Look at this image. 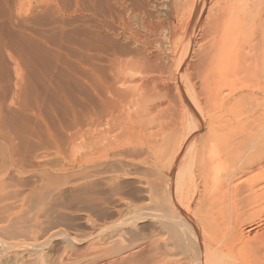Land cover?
I'll list each match as a JSON object with an SVG mask.
<instances>
[{
    "label": "bare ground",
    "instance_id": "6f19581e",
    "mask_svg": "<svg viewBox=\"0 0 264 264\" xmlns=\"http://www.w3.org/2000/svg\"><path fill=\"white\" fill-rule=\"evenodd\" d=\"M20 4V0H0V14L4 17L0 25V51L18 49L19 63L13 59L17 68V91L21 88L25 68L47 53L41 47V30L27 26ZM99 8L95 13L92 11L96 16L95 25L90 26L87 46L94 52V49H102L100 55L109 63L110 75L106 77L102 68L95 70L96 67L90 65L86 79L89 102L83 111L70 107L71 119L60 127L66 135L65 139L60 138L64 140L62 143L52 134L37 106L32 115L43 123L44 129H34L37 128L34 126L32 129L23 124L21 131H15L5 126L13 125L15 120L12 119L21 117L8 116L0 105V169L16 175L32 173L40 185L57 198L65 186L72 184L71 187L80 191L79 197L90 204L98 201L102 189L109 191L110 196H119L121 181L130 180L143 190L146 201L132 204L119 197L116 203L121 208L110 223L98 224L85 216L83 220L93 224L82 238L69 237L53 229L45 238L31 235L25 241L0 240V262L228 264L224 260L231 257L234 261L229 264H264L263 254L261 257L248 246L250 240H264V233L258 234L252 228L240 231L260 216L256 210L245 212V207L264 195V135L258 137L257 143L246 142L241 155L233 141L217 145V140L239 131L242 122L237 121L235 115L225 119L209 117L208 113L203 115L204 108L198 99L203 95L206 101L215 103L220 110L224 107L227 113L238 106L250 110L264 103V85L261 84L264 0H161L162 17L156 22L130 20L127 14L131 7L119 0H107ZM35 9L34 5L31 15H36ZM45 12L48 18L50 12ZM197 29L205 37L203 43L198 42L199 37L191 35ZM130 47L134 48L132 52ZM160 52L162 56L169 54L165 61L175 59L173 71L165 66ZM123 56L129 58L123 59ZM2 64L0 62V81L8 73ZM43 74L46 75L38 76L42 81L37 78L44 82L42 88L50 90L54 100L63 104L65 99L53 87L49 72L46 70ZM64 75L65 72L60 78H65ZM194 80L199 82L198 86ZM236 83L240 84L237 98L233 95L237 91ZM153 96L160 102L167 101V105L178 101L180 108L187 107V120L181 114L170 128L154 129L156 118L150 115L158 111L161 104L155 103ZM220 99L226 100L220 103ZM246 110L245 120L249 121L250 112ZM7 122L10 123L6 125ZM51 126L55 127L53 123ZM201 130L206 131L205 138L208 136L207 140L214 141L213 144L207 145L205 139L197 137ZM27 139L36 140L25 156L23 150L29 149ZM64 144L67 146L62 147ZM62 148L70 152L71 158L59 162ZM137 167L144 168L146 172L141 170V174L148 172L149 176L131 175L129 169ZM1 177L0 197L6 184ZM69 178L74 180L69 181ZM156 185L161 188V197L159 194L153 199L151 193ZM68 189L70 192L73 188ZM227 200L231 201L230 212L223 209ZM23 218L26 220L25 216ZM18 219L14 217L7 220L10 221L7 226L0 225V232L13 225L22 226L24 219L22 222V218ZM141 220L148 221L147 226L156 233L143 234ZM52 241L61 242L58 244L62 249L48 254L45 249ZM82 243H86L85 248L78 249ZM244 247L248 254L239 252Z\"/></svg>",
    "mask_w": 264,
    "mask_h": 264
},
{
    "label": "rangeland",
    "instance_id": "374dc122",
    "mask_svg": "<svg viewBox=\"0 0 264 264\" xmlns=\"http://www.w3.org/2000/svg\"><path fill=\"white\" fill-rule=\"evenodd\" d=\"M20 1H21L20 7L22 10L20 12L23 15L21 16L22 18L25 17L23 20L27 22V26L30 24L29 25L30 29L37 28L36 30H41L43 34V37L41 40L43 44L41 47H43V49H45L47 53L45 55L46 57H41L40 61H37L36 59H35L36 61L33 60L31 62L32 66L31 67L28 66L27 68H25L26 71L21 81V88L19 89V91H17L18 90L16 88V81H17L16 79L17 70L16 69L17 68L16 66H14V62L18 61L19 63L18 58L16 59L17 57L16 52L18 51V49L7 48V49L0 51V58H1L0 62L3 63L2 65L4 66L5 71L6 72L8 71L7 73L8 77L5 76V78L3 77L2 80L0 81V105L3 106L4 111L7 113L8 116L10 114H13V117L17 115L21 117V118L12 119V120H15L14 122L11 123L13 125L5 126V127L8 130L21 131L22 127L26 125V127L31 126L32 129L34 127H37L34 129L41 128L43 130L44 129L42 125L43 123L41 122L39 123V120L34 118V116L32 115L33 108L35 109L34 106H37L40 115L45 120V123L48 122V124L50 125L49 126L47 124L50 128V131H52V134L55 135V138L57 135L58 141L62 143L64 141L62 139H65L66 135L63 133V130L60 127H64L65 125L64 123H66V121L69 122V120L71 119L70 107L72 110L77 109L76 111L78 112L81 110L83 111L86 108L85 106L89 102L88 94H87L88 89H87L86 79L89 76L88 68L91 67L90 65H94L96 67L95 70L102 68L104 70L106 77H108L111 73V71L109 70L110 65L109 63H107L106 58L103 57V55H100L102 49L101 50L94 49L97 52V54H94L96 52L89 49L87 46V40H88L87 34L89 33V29H91L90 26H92L93 24L95 25L94 20L96 16H93L92 13L93 12L95 13L96 11H98V9H100L99 6L102 7L105 1L107 0H54V1L53 0H20ZM119 2L126 3L131 7V11L128 12L127 16L130 20L134 22L141 21L142 19L143 20L150 19L152 20V22L153 21L156 22L159 19V17L160 18L162 17L161 16L162 11L160 9L161 0H119ZM34 5L39 12L41 11L40 12L41 14L35 9L37 12L36 15L35 16L34 14H32L33 16L31 15L30 10L33 9ZM44 11L50 12V16H48V18L45 17L47 14L44 15ZM38 14H40L41 17L39 16L36 18ZM91 17L93 21L91 20ZM39 18L42 19V21L39 20V22H37L38 20L36 19H39ZM43 18L44 20L45 19L46 20L44 21ZM25 19H27L28 21H26ZM3 22H4V17L1 16L0 14V25ZM41 22H43L44 24ZM57 22H59L60 24ZM49 34H50V37L48 36ZM198 34H200L201 36ZM191 35L194 36V38L199 37V40H198L199 43L204 42L205 37L203 36L200 29H197L195 32L191 33ZM82 45L84 46V48ZM133 49H134L133 47L132 48L130 47L129 51L132 52ZM89 50H90V53H89ZM90 54L92 56L93 54L94 56L97 55V57L93 56V58L91 59ZM160 54H161V57L164 63H166L165 66L167 68L169 67L170 72L171 70L173 71L174 65L176 63L175 59H168V61H165L168 58L169 54L165 56H162L163 55L162 52H160ZM89 57L91 60L89 59ZM121 58L127 59L129 57L123 56ZM20 62L22 61L20 60ZM46 70L49 72L48 77L50 78V81L54 84L53 87H55L56 92H58L62 97H64L65 100L63 104L57 101L56 98L54 100V97H52L50 90L46 91L45 89L44 91V89L42 88L41 84H43L44 82L43 83L39 82V81H42L39 77L45 76L46 74H43V73H45ZM34 71H35V74H34ZM64 72L66 75V76L64 75L65 78H60V75L63 74ZM36 73L37 74L40 73L41 75L39 74L38 75L39 77H38ZM67 73L69 74L67 75ZM37 78L39 79V81ZM263 81H264V77L261 79L262 86L264 85ZM22 82L24 85H22ZM194 83H196L195 84L196 86L199 85V82L197 83L195 80H194ZM170 87L173 88V86L171 85ZM239 87H240V84L238 85V83H236L235 90L237 91L233 94L235 95V98L239 96V93H240V91L238 92ZM196 91H198V89H196ZM189 93H192V92L190 91ZM204 97L205 96L201 95L198 98L200 100V103L202 102L201 104V107L203 106L202 109L204 108L203 109L204 111H202L203 115L208 113L209 117L213 116L217 119L219 117L220 119H225L228 116L235 115V119L237 121L242 122V124L245 123L244 125L240 123V126L238 127L239 131L234 132L235 134H233V136L229 137V135H227V137L225 136L223 137L224 139L222 138L223 140L222 139L217 140V145L223 146L222 143L227 144L233 141L232 143L234 144L235 142L234 145L235 147L238 148L239 154L241 155V153L243 152L245 148L244 145L246 144V142L251 140L257 143L259 138H261L264 135L263 134L264 132L262 133V130L264 131L263 129L264 128V103L261 106H260L261 104L260 103L259 106L256 105L257 107H251L250 110H246L244 108L242 109L240 106H238V107L233 108L231 112L228 111L227 113L224 107L223 109L220 110L219 106L218 107L214 106L215 103L213 102L211 103V101H206ZM35 98L38 100H36ZM151 99L154 100L155 103L161 104L159 108L160 110L158 109V111L156 112L153 111V113L150 115V117L153 116L154 118H156L154 129L161 128L163 131V129L166 130L167 128H170L172 124H174L175 122L179 120V118L181 117L180 116L181 114L184 115L185 119L187 120L188 118L187 110L188 109L187 107L180 108L178 101H175V103L170 102V104L167 105V101L160 102L158 97L156 96H153ZM225 100L226 99H222V100L220 99L218 100V102L221 103ZM35 101H39L40 103L36 104ZM263 101L261 100V102ZM257 102H260V100H258ZM220 103H217L216 101L217 105ZM42 108L45 111L42 110ZM66 109L67 111H65ZM78 109H81V110H78ZM38 110H34V111L37 112ZM245 110L250 112L249 121L245 120V117H246L245 116L246 112H244ZM9 123L10 122H7L6 125H8ZM52 123L55 125L54 128L51 126ZM59 123L61 126L58 125ZM23 124L24 126H22ZM199 134L200 135H198L197 137H200L202 141L203 139H205L206 140L205 143L207 145L211 143L213 144L214 141H209V139L207 140L208 136L205 138L206 131L201 130ZM35 140L36 139H27V141L29 142V149H26V151L23 150V152H26L24 154L25 156L35 146V143H34ZM66 146L67 145L64 144L62 147H66ZM51 151L52 150L50 149V152ZM61 153L62 155L60 156L61 158H59V162H61V159L68 160L69 158H71L70 152L66 148L64 149L62 148ZM133 169L132 168L131 170L129 169L130 174L135 173L136 175L138 174L140 176L141 175L147 176V177L149 176L148 172L146 174H144V172L141 174L142 172L141 170L146 172L144 168H142L141 170H139L140 167H137V169L136 168H133ZM10 173H11L10 171H6V170L3 171V169H0V177L2 176L1 179L3 180V183L4 184L6 183L5 185L3 184L4 190L1 192L2 197H0V202H1L0 206H2L3 208V209L0 208V225L7 226V224L10 223V221H7V220L11 218L13 220L14 217L18 219L20 216L21 217L18 220L20 221V219L22 218L21 222L24 219V223L23 224L21 223L23 227L20 226V224L16 226L13 225V227L8 228L7 231L0 232V240L6 241V242L25 241V239L30 238L31 235H33V237H36L38 239L43 238V237L45 238L48 235L49 231L53 229H58L61 232L65 233V235H68L69 237H73L75 235L76 237L82 238L84 237L85 234H87V232H90V228L93 224V223L85 222L83 220L85 216L90 217L91 220L97 222L98 224L110 223V221H113L117 218L116 211H118L121 208V206L116 203V200L119 197L123 201L130 202L132 204H136V203L142 204V201L143 202L146 201V197H145L146 195L145 193L143 194L142 192L143 190H141V188L137 184H134L130 180L121 181L120 186H122V188L119 192V196L117 197H113L112 195L110 196L109 191L107 192L102 189L99 192V195L97 196L98 201L97 202L92 201L93 204H90L86 200L84 201L82 200L81 197H79L80 191L76 187H71L72 184H68V186H65V188H63L62 190L63 193L58 195L59 198H57V195L49 194L50 191L48 192L46 188H43V186H41L40 183L37 181V177L33 175L32 173L30 174L31 177L29 176V174H27L28 175L27 176L26 174L16 175V174H10ZM3 176H6V177L3 178ZM72 180L74 179L69 178V181H72ZM68 187L70 189L73 188L72 191L69 192ZM10 192L12 194H10ZM152 193L151 195L153 199H155L157 195L159 196V194L161 197V188L158 187V185H156V187L153 188ZM18 195L20 196L18 197ZM8 196L10 198H8ZM158 198L159 197H157V199ZM263 198H264V195L260 196V199L259 198H256V200L254 199L253 200L254 202L250 201L251 202L250 205H247L245 207L247 208L245 212L251 213L252 211L255 212L256 210V212L260 213L261 217L259 216V219L255 220V222H253L252 224L244 225L243 227H241L240 231L242 233L244 232V230L248 228H252L253 231L258 234L264 233V199ZM229 202L231 201L227 200L223 204L224 211L230 212L229 209H231V203ZM7 204H8V207L6 206ZM14 204L17 205V208L15 207L16 205L14 206ZM12 205L14 206V208H12L13 207ZM9 206L12 209L9 208ZM259 209H261L262 211H260ZM26 211H28V213H25ZM22 215L26 217V220L25 218H23ZM141 222L142 223H140L139 225L142 227V233L143 234L146 233L145 235H148L149 232L152 231L150 227H148L149 226L148 221L145 222V220H141ZM152 232L155 234L156 230ZM35 234H37L40 237H38ZM250 241H249L250 245L248 246L249 247L252 246L251 249L253 248L254 251L257 250L256 252H258L259 255L261 254L260 255L261 257H262V254L264 256V240H261V241L250 240ZM58 243H61V242L59 241L49 242L48 246H46L45 252L49 254V253L60 251L62 249L61 247L62 245ZM85 246H86V243H82V246H78L77 248L83 249L85 248ZM246 248L247 247H244V249H240L239 252L248 254V251ZM0 250L2 249L0 248ZM235 254L236 253L233 252L232 256L233 255L235 256ZM249 254L251 253L249 252ZM236 256L238 257V254ZM225 260L224 262L225 263L228 262V264L234 261L233 258L231 257H228ZM0 264H4V263L0 262Z\"/></svg>",
    "mask_w": 264,
    "mask_h": 264
}]
</instances>
